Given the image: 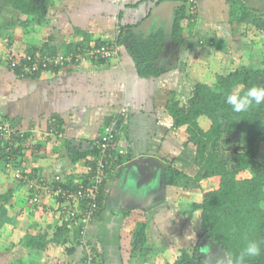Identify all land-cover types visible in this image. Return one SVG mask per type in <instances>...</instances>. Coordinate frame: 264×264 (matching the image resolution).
<instances>
[{"label": "crops", "instance_id": "0c3cea01", "mask_svg": "<svg viewBox=\"0 0 264 264\" xmlns=\"http://www.w3.org/2000/svg\"><path fill=\"white\" fill-rule=\"evenodd\" d=\"M165 1L54 0L53 8L47 11L52 18L46 16L43 24H30L25 29L19 24L13 29L8 43L0 42V118L9 121L18 133L28 134L24 142L25 154L18 166L26 180L15 179L13 172L12 179L2 178L3 184L13 190L12 202L16 207L24 211L29 205L33 192L29 185L39 179L52 181L59 178L68 189L81 187L91 175L88 176L89 170L83 161L72 164L71 153L90 149L110 118L118 114L125 113L120 118L119 148L127 149L131 160L144 156L163 163L159 169L155 165L151 167L154 171L150 181L139 179L133 171L137 167L123 169L122 166L117 173L108 169L98 215L86 225L82 235L92 245L100 264H129L131 236L137 224L144 221L147 205L162 204L158 193L164 187L163 171L167 166L165 160L169 159L164 155L179 142L162 124L167 117V97L169 92L185 95L182 75L186 74V66H183L186 63L182 62H186L191 54H197V47L206 40L198 41L196 36H211L222 29L225 16L222 7L228 1L197 2L196 16L190 22L193 28L188 30L184 26L186 20L181 22L188 42L180 49L170 43L167 45L169 48L163 56L168 58L173 50L176 51L175 47L178 60L170 61L166 66L169 70L158 78H139L124 46L101 48L107 51L98 54L101 61L88 53L77 65L69 62L58 71H47L36 79L16 77L8 71L7 62L12 56L22 57L31 47L42 44L64 53L80 43L89 46L96 39L111 43L121 26H130L135 34L147 38L152 31L162 30V25L152 22L145 31L139 26L150 17L157 4ZM18 18L23 19L19 14ZM82 33L88 35L89 43L84 42ZM71 56L69 53L66 58ZM164 115L165 119L161 120ZM52 120L61 121L59 133L56 129L49 134ZM87 159L92 160L91 157ZM40 203L52 205L53 200L41 193ZM69 205L66 210L69 215L80 209L75 203ZM153 229L149 226L147 232ZM72 230L75 252L62 261L64 264H81L82 248L78 242L81 233L77 222ZM21 238L15 242L10 254L20 258L13 261L12 257L8 264H25L29 258ZM56 252L60 253L59 250Z\"/></svg>", "mask_w": 264, "mask_h": 264}, {"label": "trees", "instance_id": "16d2710c", "mask_svg": "<svg viewBox=\"0 0 264 264\" xmlns=\"http://www.w3.org/2000/svg\"><path fill=\"white\" fill-rule=\"evenodd\" d=\"M166 1L185 5L175 9L173 26L166 37L162 29L152 31L143 39L135 34L130 26H121L115 41L111 42L113 45L96 39L89 46L80 43L70 51L59 53L48 44H42L40 47H31L30 52L22 57L12 56L7 62V69L18 78L36 79L47 71H58L69 62L77 65L88 53L95 60L101 61L98 55L102 52L101 48L124 46L139 78H158L169 70V67L162 65L164 64L162 57L169 48L167 45L170 43L180 49L188 42L181 22L183 20L192 22L194 19L186 0ZM241 1L245 0H229L232 5L239 6L238 12L246 15V18H241L239 22L247 24L251 21L264 35V16L256 17L253 10L239 5ZM8 4L13 13L23 17L24 21L18 22L25 29L30 24H43L47 11L53 8L54 0H8ZM82 34L84 42L89 43L88 35ZM96 49H99V53ZM69 53L83 58L76 60L74 57L67 61ZM45 58L51 62L43 67L42 61ZM254 85L264 86V71L243 66L227 75L217 76L213 84L203 81L196 83L187 102L182 101L176 93L169 92L165 105L167 117L162 124L173 133L184 148L193 152L196 171L192 172L177 160H165L167 166L163 171V185L196 192L199 201L191 208L193 215L191 224L197 237L196 245L190 249H180L173 255V259L162 264H211L204 259L201 251L207 252L209 248L216 247L225 257L230 254L234 256L245 247L247 241L264 240V162L257 159L256 150L257 144L264 141V104L254 106L247 112L234 113L231 106L226 103V96L237 86L243 94ZM202 120L208 121L207 127L201 126ZM60 123V120L55 122L52 120L49 123V134L56 129L59 133ZM118 125L120 126V121ZM27 137L28 134L16 131L12 137L13 149L7 152V143L0 136V165H3L0 166V209L10 207L16 217L15 229L24 233L21 244L29 251V258L25 264H57L54 256L56 250L60 251V257L64 259L75 252V248L72 247L74 246L72 228L76 221L62 208L63 201L54 199L52 205L41 206L45 214L47 211L56 212L54 204L59 205L57 208H62L63 211L60 212L56 223L46 224L38 221V224H33L22 218L23 211L20 208L12 205L13 190L2 182L9 162L13 168L18 169L25 154L24 142ZM98 140L99 138L96 141ZM117 140L118 136L113 141V148L106 153L109 155L106 160L108 168L114 173L120 171V168L132 158L130 153L124 156L118 153ZM126 151L129 152L127 149ZM99 156L100 148L93 144L88 150L71 153L70 160L72 164L83 161L90 176L94 174L96 159ZM88 157L92 160L87 159ZM7 158H11L12 161ZM107 172L108 169L106 174ZM245 174L247 176L243 177ZM22 175L26 178L24 174ZM205 180L214 183L213 189L208 191L203 189L201 183ZM105 182L106 178L97 200L98 209L94 218L99 212ZM85 186L86 182L79 188ZM81 206L85 207L83 201ZM148 227V221H142L135 227L131 236L133 256H145L154 250L147 245ZM78 237L79 242L83 236ZM95 257L98 258L96 254ZM97 261L100 264L99 258ZM58 264H64V261ZM245 264H264V246L259 257L246 260Z\"/></svg>", "mask_w": 264, "mask_h": 264}, {"label": "rangeland", "instance_id": "374dc122", "mask_svg": "<svg viewBox=\"0 0 264 264\" xmlns=\"http://www.w3.org/2000/svg\"><path fill=\"white\" fill-rule=\"evenodd\" d=\"M226 1H228L227 4L222 7L225 10L223 24H221L222 29L220 28L213 34L209 33L211 36H194L198 41L199 39L206 40L197 47L199 50L197 54H191L186 62H182L183 64L186 63L183 65L186 66V74L182 75L183 81L181 80L186 85L185 87L183 86L186 93L184 96L180 95L178 97L184 102L190 99L194 85L200 81L213 84L217 76L227 75L243 66L264 71V35L251 21L247 24L240 23L239 20L241 18L245 19L246 15L238 12L239 6L232 5L229 0ZM239 5L253 10L256 17L264 16V0H245L239 2ZM46 16L47 18H52L51 13L50 15L47 13ZM18 21H24V19L20 20L18 15L13 13L8 0H0V42L7 41L6 43H8L12 39L13 29L20 24ZM184 22L186 29L193 28L190 22H188L189 24L186 21ZM173 49L176 51L173 50L168 58L163 56L164 64L162 65L165 67L170 61L177 62L178 60L176 57L177 49ZM164 119L165 115L161 120ZM200 124L202 127H207L208 121L202 120ZM177 146L170 148L169 154L164 156L169 158L168 160H177L179 164L187 166L192 172L196 171L193 152L188 148H184L180 142H178ZM256 150L257 159L264 162V141L257 144ZM160 153L163 156V152ZM0 166L3 167V165ZM152 166L143 165L142 168L141 166H135L137 168H133V171H135L141 181L143 179L150 181L153 176L151 172L154 171L151 170ZM155 167L159 169V165L155 164ZM246 176V174L243 175V177ZM4 177L12 179L14 176L12 172L8 173L5 171L3 179ZM14 178L16 179V177ZM201 184L203 189L207 191L214 187V183L210 180H205ZM158 194L162 204L158 202L153 206L147 205L146 215L143 213L144 221H148V226L154 228V231L146 232L147 245L154 250L149 252L148 255L141 257L139 255L133 256L130 250L129 264H162L173 259V255H176L180 249H190L196 245L197 237L191 224L193 217L191 208L194 203L199 201V195L196 192H188L181 187L165 186ZM12 205H14L13 202ZM42 205L40 202L35 205H27L24 209L25 212L23 211L22 218L33 224H38V221L54 224L59 220L58 216L63 211L62 208H57L59 205L54 204V209H57L56 212L47 211L46 214L41 207ZM3 208L5 209L0 210V253L2 254L0 264H8L9 259H12V257L13 261L20 258V256L14 257V255L10 256V254L13 245L20 237L24 236V233L15 229L16 217L12 209L8 206ZM150 222L151 225H149ZM22 233L23 236H20ZM57 254L54 256L56 258L55 263L58 264L63 258L58 257ZM201 255L211 264H217L218 260L225 258L224 253L216 247L209 248L207 252L201 251Z\"/></svg>", "mask_w": 264, "mask_h": 264}, {"label": "built area", "instance_id": "2783aa9c", "mask_svg": "<svg viewBox=\"0 0 264 264\" xmlns=\"http://www.w3.org/2000/svg\"><path fill=\"white\" fill-rule=\"evenodd\" d=\"M186 4L189 7L190 14H196V6L197 0H186ZM107 52V51H102ZM75 56H71L67 58V61H71ZM76 60L81 59L82 57L76 56ZM62 60V59H61ZM59 60H57L58 62ZM48 59H44L42 61L43 67L50 63ZM125 113L118 114L110 118L109 122L103 127L102 132L99 136V140L96 141V145L100 148V156L96 159L95 171L94 174L90 176V178L86 181V186L83 188L76 189H68L61 182L60 179L52 181H36L29 185L30 191H33L30 199L28 201L29 205H35L40 202L41 193H45L52 200L61 199L63 201L62 208L66 211L68 205L70 203H75V207L80 208L78 211L71 212L70 216L75 219V221L79 224L81 236L84 234V230L86 229V225L94 219V214L98 209L97 200L101 191V188L104 184V178L106 174V170L109 169L107 165V153L108 150L113 148V141L116 136H118L119 125L121 117H124ZM16 133L15 128H13L12 124L0 118V136L7 143L6 151L10 152L13 149L12 146V137ZM118 153L120 155H127V151L124 148H118ZM9 159V158H7ZM12 161V159H9ZM12 163H8L6 165V172H13L15 177L18 179H24L21 171L13 168ZM64 186V187H63ZM85 204V207H82L80 204ZM67 206H64V205ZM79 244L82 248L81 255V264H98V261L95 257L92 245L86 241L84 238L80 239Z\"/></svg>", "mask_w": 264, "mask_h": 264}, {"label": "clouds", "instance_id": "9594fccd", "mask_svg": "<svg viewBox=\"0 0 264 264\" xmlns=\"http://www.w3.org/2000/svg\"><path fill=\"white\" fill-rule=\"evenodd\" d=\"M226 103L231 106L234 113L247 112L254 106L264 104V86L254 85L243 94L240 93L239 86H237L226 96ZM262 246H264V240H249L237 255L230 254L218 260L217 264H245L246 260L255 259L262 254Z\"/></svg>", "mask_w": 264, "mask_h": 264}, {"label": "water", "instance_id": "95a60500", "mask_svg": "<svg viewBox=\"0 0 264 264\" xmlns=\"http://www.w3.org/2000/svg\"><path fill=\"white\" fill-rule=\"evenodd\" d=\"M184 4L172 2V1H165L157 5L150 13V17L143 22L139 27L142 30H146L152 22H155L162 25L164 30V34L167 35L172 26L174 21V11L175 9L181 7ZM185 6V5H184ZM159 165L163 166V163L156 158L153 157H139L137 159L131 160L130 162L123 165V169L131 168V167H140L143 165Z\"/></svg>", "mask_w": 264, "mask_h": 264}]
</instances>
